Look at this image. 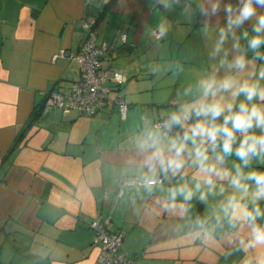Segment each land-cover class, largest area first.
<instances>
[{
    "label": "crops",
    "instance_id": "0c3cea01",
    "mask_svg": "<svg viewBox=\"0 0 264 264\" xmlns=\"http://www.w3.org/2000/svg\"><path fill=\"white\" fill-rule=\"evenodd\" d=\"M182 1L164 10L152 0H0V264H98L100 246L89 226L98 217L122 234V253L135 264H264V245L241 244L247 228L218 230L211 238L194 228L192 220L214 199L172 204L166 189L175 181L167 179L152 192L128 185L142 181L143 170L131 161L140 160L135 141L144 117L157 120L174 110L187 99L184 88L214 63L216 33L204 34L198 0H187V14ZM223 15L212 24L223 26ZM162 19L168 31L160 37ZM89 23L97 42L110 48L104 65L126 84L94 116L44 110L47 92L67 94L78 79L73 57ZM118 98L128 107L124 117Z\"/></svg>",
    "mask_w": 264,
    "mask_h": 264
},
{
    "label": "clouds",
    "instance_id": "9594fccd",
    "mask_svg": "<svg viewBox=\"0 0 264 264\" xmlns=\"http://www.w3.org/2000/svg\"><path fill=\"white\" fill-rule=\"evenodd\" d=\"M179 2L152 0L164 10ZM190 9L186 0L184 12ZM196 11L204 17V34L216 33L209 53L214 63L184 88L187 99L174 110L157 120L144 117L135 141L140 160L131 163L143 170L140 179L148 192L165 179L175 181L166 189L172 204L208 205L214 199L205 215L192 220L204 236L247 228L245 249L264 245V168L254 166H264V0H198ZM221 12L223 26L213 25ZM158 31L160 37L167 34L166 19ZM189 169L198 174L189 176Z\"/></svg>",
    "mask_w": 264,
    "mask_h": 264
},
{
    "label": "built area",
    "instance_id": "2783aa9c",
    "mask_svg": "<svg viewBox=\"0 0 264 264\" xmlns=\"http://www.w3.org/2000/svg\"><path fill=\"white\" fill-rule=\"evenodd\" d=\"M87 34L81 43L79 50L74 55L77 63L79 77L72 84L69 93H46L44 98V110L59 109L63 113L77 111L88 116L96 115L108 100L110 93L115 88H122L127 78L119 71L105 66L103 58L110 50L109 46L97 42V31L94 23L87 25ZM126 35L121 36L124 42ZM63 54V53H62ZM59 55L53 58L57 59ZM122 117L125 116L127 105L122 98L115 100ZM138 184L142 181H132L128 185ZM123 191L118 192V197ZM109 218L102 221L100 217L93 219L89 226L96 234L95 244L100 246L97 258L98 264H135V262L122 253L123 236L119 232L109 229Z\"/></svg>",
    "mask_w": 264,
    "mask_h": 264
},
{
    "label": "trees",
    "instance_id": "16d2710c",
    "mask_svg": "<svg viewBox=\"0 0 264 264\" xmlns=\"http://www.w3.org/2000/svg\"><path fill=\"white\" fill-rule=\"evenodd\" d=\"M112 91H114V89ZM50 92H52V91H50ZM47 93H49V92H47ZM41 113H42V109L36 111L32 115V117L29 119V121L26 123V125L21 129V131L19 132V134L17 135V137L14 141V144L12 146V150L18 148L20 146V144L24 141V139H26L31 128L34 127V125L37 123L39 117L41 116Z\"/></svg>",
    "mask_w": 264,
    "mask_h": 264
},
{
    "label": "water",
    "instance_id": "95a60500",
    "mask_svg": "<svg viewBox=\"0 0 264 264\" xmlns=\"http://www.w3.org/2000/svg\"><path fill=\"white\" fill-rule=\"evenodd\" d=\"M183 3H184V1L180 0V2L178 4H183Z\"/></svg>",
    "mask_w": 264,
    "mask_h": 264
}]
</instances>
